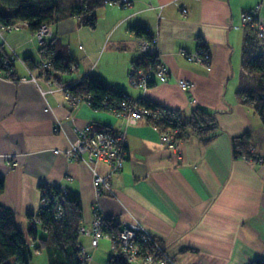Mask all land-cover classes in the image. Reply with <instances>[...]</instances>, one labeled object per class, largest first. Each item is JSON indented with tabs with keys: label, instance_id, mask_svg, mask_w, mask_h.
I'll use <instances>...</instances> for the list:
<instances>
[{
	"label": "crops",
	"instance_id": "obj_1",
	"mask_svg": "<svg viewBox=\"0 0 264 264\" xmlns=\"http://www.w3.org/2000/svg\"><path fill=\"white\" fill-rule=\"evenodd\" d=\"M72 2L62 0V7ZM256 5L264 19V0L105 3L94 10V28L80 25L76 17L64 14L67 10L59 11L45 42L54 44L55 54L70 57L74 65L69 73H50L55 80L45 78L39 68L44 56L31 30L22 24L0 28L1 48L17 54L14 79L0 77V177L4 180L0 202L14 211L30 253L44 249L43 240L50 241L39 224L33 225L35 239L27 235L28 215H35L41 205L37 186L46 183L79 193L84 226L90 224L94 204L116 223L137 219L175 264L264 261V161L234 157L231 143L233 137L247 132L253 153L264 156V124L236 94L244 30L241 13ZM133 26L156 35L158 59L168 68L166 82L155 78L145 89L131 84L128 70L140 56L142 38L133 33ZM200 45L208 51L207 63L180 55V50L193 51ZM29 71L42 89L53 91L42 94L33 82L20 81L29 77ZM84 76L175 110L183 122L199 106L214 113V136L204 143L187 128L185 139L166 146L146 119L127 125L117 113L68 99L63 88ZM178 79H185L189 87L183 90ZM57 122L60 130L55 131ZM87 123L126 132L124 162L120 171L109 175L112 195L98 194L90 167L63 153ZM92 165L100 174L108 173L105 161ZM81 246L94 250L91 264L103 263L102 256L96 257V248L89 243Z\"/></svg>",
	"mask_w": 264,
	"mask_h": 264
},
{
	"label": "trees",
	"instance_id": "obj_2",
	"mask_svg": "<svg viewBox=\"0 0 264 264\" xmlns=\"http://www.w3.org/2000/svg\"><path fill=\"white\" fill-rule=\"evenodd\" d=\"M108 1L73 0L68 7H62V0H0V28L22 24L33 32L40 24L51 23L58 16L57 13L63 10H67L65 15L76 17L80 25L94 28V10ZM132 31L137 37L149 38L150 36L148 30L143 27L133 26ZM199 47L204 48L202 45ZM40 51L49 62V67L42 71L45 78L55 80L56 78H52L50 73L65 74L73 69L72 59L55 54L54 44L40 45ZM153 62L154 59L151 56L142 54L131 62V66L147 67L154 64ZM25 63L33 69L31 61L25 59ZM12 65L13 62L11 68ZM240 68L237 97L242 104L252 107L261 123L264 124V42L256 36L250 24L245 25L243 30ZM153 84L150 81L148 85ZM64 89L71 92L78 101L87 102L92 109L114 113H117V106L127 95L119 88L109 87L99 79L88 76L65 86ZM143 103L148 107L158 106L148 100H143ZM176 125L186 132V136L187 128L190 129L204 143L213 138L212 131L217 128L214 113L199 106L192 108L187 121H181L178 115ZM231 143L234 157L239 158L244 154L250 161L257 160L258 155L250 151L252 149L247 132L233 137ZM3 188L4 180L0 177V193ZM63 188L58 184H38L41 205L35 215H28V219L30 223L34 219L37 220L50 237L49 242L43 240L41 243L47 252L48 264H87L78 258L81 247L78 241V228L82 224L80 196L75 190ZM101 194L105 193L101 192ZM56 212L61 213L59 219L55 218ZM105 222L103 230L106 233L117 232L120 228V224L111 218H105ZM27 235L31 239L36 238L32 224L27 228ZM110 251L106 264H128L124 255L115 253L112 249ZM30 257L26 236L15 223L14 211L0 202V264H29ZM249 264H264V261L255 259Z\"/></svg>",
	"mask_w": 264,
	"mask_h": 264
},
{
	"label": "built area",
	"instance_id": "obj_3",
	"mask_svg": "<svg viewBox=\"0 0 264 264\" xmlns=\"http://www.w3.org/2000/svg\"><path fill=\"white\" fill-rule=\"evenodd\" d=\"M107 3H128V0H109ZM258 5L250 10L241 13V22L243 26L250 24L256 36L264 42V19L258 13ZM183 11H185L183 9ZM20 25L6 27V29L18 28ZM52 28L50 23H42L33 31V35L40 45H44L45 39L51 35ZM139 55L148 54L154 59V64L147 67L130 66L128 76L131 84L140 88L149 87V82L155 83V78L159 82L168 80V68L159 61L157 56V37L151 35L149 38H140L138 41ZM180 55L188 61L207 63L209 54L205 48H196L193 51L180 50ZM17 57L12 50L5 52L0 46V77L13 80L11 64ZM49 67L46 56L39 63V68L44 71ZM20 81H31L36 84L42 94L52 92L53 88L47 90L42 89L38 83V79L34 73L29 71V77L20 78ZM178 85L186 90L189 82L185 79H178ZM64 89V88H63ZM65 90V89H64ZM68 99L78 101L73 94L66 91ZM117 114L122 116L126 124H133L139 119H146L150 126L159 131L161 139L166 146H174L186 136V132L182 131L178 125V114L175 110H171L161 106L148 107L140 98H134L126 95L125 98L117 106ZM60 123L57 122L54 130H60ZM181 136V137H180ZM252 152V150H250ZM55 153L58 150L54 151ZM65 156L70 160H76L86 163L92 172V184L98 194L101 192L112 195L113 190L110 184L109 175L120 171L126 155V132L125 130H104L96 128L91 123L85 124L79 128L76 136L69 141L68 148L63 151ZM239 159L248 161L246 155L242 154ZM97 161H105L108 168L106 175L100 174L92 165ZM264 161L263 156H257L255 162ZM63 188L62 186H60ZM64 190V188H63ZM92 217L89 226H81L78 228V234H84L90 239V246L95 248L98 246L99 240L103 237L110 239L111 249L115 253L124 255L128 264H175L173 259L165 251L163 245L159 243L156 236L147 229L141 222L135 218L123 220L117 232H104L105 216L98 204L92 206ZM61 217L60 212H56L55 218ZM32 225L38 224L37 220H32ZM78 258L82 262H87L90 258L88 252L81 246Z\"/></svg>",
	"mask_w": 264,
	"mask_h": 264
},
{
	"label": "rangeland",
	"instance_id": "obj_4",
	"mask_svg": "<svg viewBox=\"0 0 264 264\" xmlns=\"http://www.w3.org/2000/svg\"><path fill=\"white\" fill-rule=\"evenodd\" d=\"M252 152H253V150H252ZM248 162H253V160L252 161L248 160ZM87 237L84 234H79V238H78L79 243L81 245L89 243V246H90V239H89V237L88 238ZM99 242H100L99 247L98 248L95 247L96 248L95 252L97 254L96 257L102 256L101 257L103 259L102 264H105L106 259L110 256V253H111V251H110L111 241H110V239L103 237L99 240ZM90 248L94 249L91 246H90ZM93 251L94 250H90V252H89L86 250V252H88V254L90 256L89 260L86 262L87 264H91L90 263V259H91L90 253H92ZM29 264H48V255L46 253V250L42 249V250H40V252H36L33 249H31V258L29 260Z\"/></svg>",
	"mask_w": 264,
	"mask_h": 264
}]
</instances>
